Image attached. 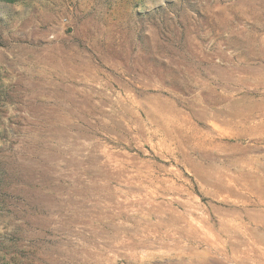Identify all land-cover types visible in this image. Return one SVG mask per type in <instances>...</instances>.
<instances>
[{"label": "rangeland", "instance_id": "1", "mask_svg": "<svg viewBox=\"0 0 264 264\" xmlns=\"http://www.w3.org/2000/svg\"><path fill=\"white\" fill-rule=\"evenodd\" d=\"M0 264H264V0H0Z\"/></svg>", "mask_w": 264, "mask_h": 264}]
</instances>
